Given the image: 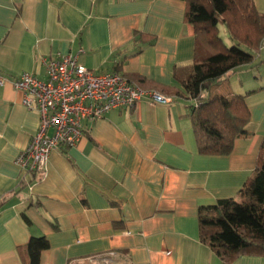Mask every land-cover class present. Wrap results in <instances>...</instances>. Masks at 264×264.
Masks as SVG:
<instances>
[{"label": "crops", "instance_id": "obj_1", "mask_svg": "<svg viewBox=\"0 0 264 264\" xmlns=\"http://www.w3.org/2000/svg\"><path fill=\"white\" fill-rule=\"evenodd\" d=\"M254 1L264 12V0ZM80 49L79 63L143 79L172 101L144 99L88 123L80 141L53 149L45 171L22 189L33 176L15 160L40 115L10 80L23 72L43 78L44 57ZM194 53L185 0H0V78L8 80L0 84V264H31L28 244L40 237L49 246L39 264H92L109 254L111 264H224L200 239L199 209L242 200L255 169L264 140V46L210 91L245 95L251 111L248 135L225 156L199 153L191 109L171 96L192 75ZM233 264H264V256Z\"/></svg>", "mask_w": 264, "mask_h": 264}, {"label": "trees", "instance_id": "obj_2", "mask_svg": "<svg viewBox=\"0 0 264 264\" xmlns=\"http://www.w3.org/2000/svg\"><path fill=\"white\" fill-rule=\"evenodd\" d=\"M185 2L187 20L195 30L193 73L178 81L180 87H172L171 96L182 99L191 109L189 117L199 153L229 155L235 141L248 135L251 111L245 95H212L210 91L239 68L254 63L264 46V12L254 0ZM129 78L146 88L143 79ZM34 175L21 182L22 189L35 182ZM239 195L242 200L221 199L199 209L200 239L224 264H233L242 255L264 256V140L253 174ZM24 219L30 223L26 216ZM48 246L45 237L30 240L31 264H39L40 254Z\"/></svg>", "mask_w": 264, "mask_h": 264}, {"label": "built area", "instance_id": "obj_3", "mask_svg": "<svg viewBox=\"0 0 264 264\" xmlns=\"http://www.w3.org/2000/svg\"><path fill=\"white\" fill-rule=\"evenodd\" d=\"M76 54L44 57V77L23 72L10 82L22 93V104L40 115V127L15 162L24 174H42L50 153L56 148L75 146L88 123L104 118L113 110H130L144 99L171 103L172 98L145 89L117 70L96 72L79 63ZM8 81L0 78V84ZM112 255L92 257V264H111ZM70 260L68 264H76Z\"/></svg>", "mask_w": 264, "mask_h": 264}, {"label": "rangeland", "instance_id": "obj_4", "mask_svg": "<svg viewBox=\"0 0 264 264\" xmlns=\"http://www.w3.org/2000/svg\"><path fill=\"white\" fill-rule=\"evenodd\" d=\"M224 35V34H223ZM264 69V66H262L260 69H258V70H260V71H262ZM256 73V72H255ZM251 75H252V73H251ZM252 82H254L255 80H254V78H252V80H251ZM264 82V81H263ZM256 84V83H255ZM254 84V85H255ZM257 86H259V85H256L255 87H253V86H251V91L252 90H254V89H256L257 88ZM252 95V94H251Z\"/></svg>", "mask_w": 264, "mask_h": 264}]
</instances>
